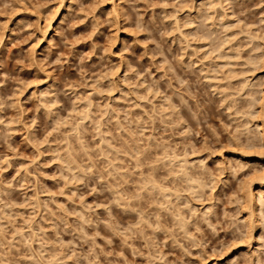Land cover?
Instances as JSON below:
<instances>
[{
    "label": "rangeland",
    "instance_id": "obj_1",
    "mask_svg": "<svg viewBox=\"0 0 264 264\" xmlns=\"http://www.w3.org/2000/svg\"><path fill=\"white\" fill-rule=\"evenodd\" d=\"M263 90L264 0H0V264H264Z\"/></svg>",
    "mask_w": 264,
    "mask_h": 264
},
{
    "label": "bare ground",
    "instance_id": "obj_2",
    "mask_svg": "<svg viewBox=\"0 0 264 264\" xmlns=\"http://www.w3.org/2000/svg\"><path fill=\"white\" fill-rule=\"evenodd\" d=\"M262 92L264 93V90ZM262 99L264 100V95H263ZM262 102L264 103V101H262ZM261 115L263 116V120H264V111L261 112ZM259 127L262 128L260 133H262V138L264 139V121L259 124ZM186 176H187V174H186ZM255 180H256L257 183H256V192H255L254 196L255 195L257 196L256 200L259 203V206H262V205H264V199H263V195H262V193L264 192V174L261 175V176L256 177ZM253 197H252V199H253Z\"/></svg>",
    "mask_w": 264,
    "mask_h": 264
}]
</instances>
